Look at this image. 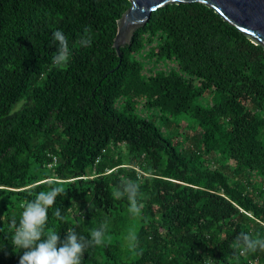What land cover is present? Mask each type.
I'll use <instances>...</instances> for the list:
<instances>
[{
  "label": "trees",
  "instance_id": "16d2710c",
  "mask_svg": "<svg viewBox=\"0 0 264 264\" xmlns=\"http://www.w3.org/2000/svg\"><path fill=\"white\" fill-rule=\"evenodd\" d=\"M131 6L0 0V264H19L12 224L50 185L66 194L45 236L71 228L90 239L108 224L82 264H264V251L231 247L241 232L264 238V46L206 3L175 2L120 56L118 20ZM56 30L68 41L62 66ZM184 120L193 131L180 132ZM122 178L140 186L139 217L114 196Z\"/></svg>",
  "mask_w": 264,
  "mask_h": 264
},
{
  "label": "clouds",
  "instance_id": "9594fccd",
  "mask_svg": "<svg viewBox=\"0 0 264 264\" xmlns=\"http://www.w3.org/2000/svg\"><path fill=\"white\" fill-rule=\"evenodd\" d=\"M88 33L89 29L85 28L84 35L79 40V43L85 47H90L92 42ZM52 42L58 45L57 52L52 56V64L62 66L69 57L67 38L61 30H56L52 34ZM139 189L138 183L122 178L119 188L114 192L116 198L127 196L128 212L133 217L141 215L142 205L138 201ZM62 194H66L63 187L50 185L48 191L38 192L33 200L22 205L23 211L19 223L12 224L15 231L11 239L15 249L24 250L19 258V264H82L84 252L104 242L107 222L92 228L89 234L90 239L78 235L71 228L68 229L63 240L55 231L44 235L48 209L55 204L57 196ZM53 216L63 220L60 209H56ZM124 239L129 249L136 247L137 237L134 231L130 230ZM231 247L240 255L255 252L258 249L264 251V238L259 236L253 238L249 233L241 232ZM212 261L211 256H205L202 264H212Z\"/></svg>",
  "mask_w": 264,
  "mask_h": 264
},
{
  "label": "water",
  "instance_id": "95a60500",
  "mask_svg": "<svg viewBox=\"0 0 264 264\" xmlns=\"http://www.w3.org/2000/svg\"><path fill=\"white\" fill-rule=\"evenodd\" d=\"M131 8L118 20L114 46L121 56V47L131 43L135 32L144 25L154 10L169 3L203 2L214 7L230 23L264 46V0H131Z\"/></svg>",
  "mask_w": 264,
  "mask_h": 264
},
{
  "label": "rangeland",
  "instance_id": "374dc122",
  "mask_svg": "<svg viewBox=\"0 0 264 264\" xmlns=\"http://www.w3.org/2000/svg\"><path fill=\"white\" fill-rule=\"evenodd\" d=\"M19 105H20V103L17 106H19ZM139 112L142 113V115H146V114H148V116L152 115V111H148V110H144V109H139ZM190 130L193 131V129L190 127L188 120L182 121L180 132L184 133V131H190ZM177 138H178L177 135H175L174 140L176 141ZM100 262H101L100 264H102V259H100Z\"/></svg>",
  "mask_w": 264,
  "mask_h": 264
}]
</instances>
